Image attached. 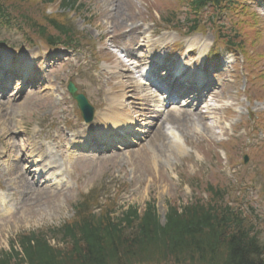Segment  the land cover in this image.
Here are the masks:
<instances>
[{"label": "rangeland", "instance_id": "obj_1", "mask_svg": "<svg viewBox=\"0 0 264 264\" xmlns=\"http://www.w3.org/2000/svg\"><path fill=\"white\" fill-rule=\"evenodd\" d=\"M4 2L6 6L15 9L13 11L16 15H24L27 11L39 21V18L29 11L35 6L32 1ZM128 3L127 10L119 5L118 0H77L72 8L58 7V3L49 7L46 15L65 17L73 30L84 35L81 50L63 54L65 61L60 64L44 60V47L39 42L30 46L21 31L0 30V49L2 46L5 49V52L0 51V56L4 55L11 63L33 74L34 86L38 88L0 103V195L4 198V203L0 202V212L4 207L12 209L10 216L3 220L0 218V252H10L12 247L18 250L13 243L20 234L59 227L64 221L72 218V206L89 198L87 194L92 189L98 190L101 199L113 201L117 213L121 212L119 208L126 210L132 206L142 211L148 202L153 201L160 224H163L168 205L181 206L189 202L192 196L201 197L204 185L215 184L216 179H205L210 174L214 175L217 155L221 156L222 161L225 158L221 148H214L215 142L211 134L214 119L203 121L208 130L198 123H194L190 128L189 122L187 129L182 132L165 127L168 141L183 145L184 150L179 145L181 150L174 154L167 151L156 153L151 145L139 142L138 146L116 153L97 155V159L88 160L80 156L79 159L83 161L81 163L70 161L72 157L64 152L66 146L56 149L58 145L51 140L62 125L75 127L71 119L75 120L76 108L69 97H65L64 85L69 80L73 79L77 87L88 95L90 104L97 107L96 116L101 112L103 114L104 108L115 109V105L121 102V91L125 90V86L142 85L139 83L143 82L134 76L137 71L128 65V44L140 59L147 57V51H157L163 46L159 53L162 52L164 56L158 57L162 60L157 66L172 71L178 68L186 73L200 74L203 65H207L206 69L209 71L222 68V59L204 60L206 50L212 46L210 35H195L186 40L181 38L183 31L179 30L178 35L169 33L165 42L159 40L161 31L165 29L158 21L163 22L160 18L165 14L166 8L167 12L174 8V22L184 26L186 14L182 8H175V1L173 6L171 2L162 0H128ZM262 6L264 9V3ZM142 36L148 37L149 41L156 44L153 47L148 44L147 48L140 47L142 44L139 38ZM31 40L35 41L33 38ZM157 41L161 44H157ZM7 48L14 52L8 51ZM105 50L111 55L101 53ZM111 50L115 53H111ZM189 50L194 51L192 55L187 54ZM262 50L264 51V46ZM25 60L29 61L30 66ZM95 60H99L101 64L94 65ZM235 69H238L239 77L225 81L220 90L212 96L214 101L220 102V107L211 110L210 114L227 129L233 124H238L237 129L226 132L220 142L225 144L233 139L242 148H231L228 142L227 148L233 150L234 169L230 171L222 164L229 174L224 175L222 171H216L215 175L221 173L223 179L231 180L236 172L242 174L244 178L240 183H236L230 205L241 212L247 221L256 224L260 241L264 243V163L261 164L259 158L254 157L252 162L247 163L248 166L241 165L244 156L263 149L264 133H248V138L241 139L230 136L243 135L246 112L250 108L253 113H263L264 100L257 105L255 100L250 98V84L245 83L246 76L240 64L232 68L231 72ZM207 73L205 71L204 74ZM129 76H132L134 81L130 80ZM28 87L31 85H27L25 89ZM128 95L127 93L126 96ZM258 95L264 96L260 92ZM180 106L176 108L182 110ZM190 115L193 114L187 117L190 118ZM190 120L194 121L193 118ZM83 130V127L74 129L75 134L78 132L81 135ZM105 138L111 141V137L106 135ZM117 139L125 142L122 137ZM42 142L45 148H37ZM32 149L37 150V155L42 154L44 158L57 162L59 167L56 171L62 174L64 185L52 186L45 191L60 192L47 194L27 190V184L31 181L28 182L29 166L26 162ZM212 154L215 155L211 156ZM199 183L201 186L196 187ZM82 195L85 196L82 198ZM205 196L203 194V197Z\"/></svg>", "mask_w": 264, "mask_h": 264}, {"label": "trees", "instance_id": "obj_2", "mask_svg": "<svg viewBox=\"0 0 264 264\" xmlns=\"http://www.w3.org/2000/svg\"><path fill=\"white\" fill-rule=\"evenodd\" d=\"M188 1L195 15L207 4L213 10L221 5L218 0ZM61 3L74 5L72 0ZM7 11L0 0V23L9 25ZM43 20L40 25L24 17L48 46L72 43L69 27L54 17ZM198 26L193 19L188 31ZM208 191L207 202L168 205L163 225L153 203H148L141 212L130 207L117 217L112 210L81 215L76 223L22 234L15 241L18 250L0 252V264H264V243L257 233L246 228L240 213L223 204L217 189Z\"/></svg>", "mask_w": 264, "mask_h": 264}, {"label": "bare ground", "instance_id": "obj_3", "mask_svg": "<svg viewBox=\"0 0 264 264\" xmlns=\"http://www.w3.org/2000/svg\"><path fill=\"white\" fill-rule=\"evenodd\" d=\"M119 5L123 7L125 10L128 8V0L123 1V0H118ZM141 42L142 43H149L148 38L142 36L141 37ZM133 54V50H130L127 52V56H131ZM138 91H137V90ZM128 90V91H127ZM125 92H129L128 96H122L121 98V103L115 105V109H111L108 118L104 119V125L106 128H110V131H129L131 130V123L132 119L128 118V115L132 113L133 115L136 116V119H139V117H142L141 113H143V109H140V103H143L145 106L148 105V103H152L151 97L148 95H142L143 91L139 86H127L125 88ZM137 92V94L135 93ZM134 95L135 98L138 99H133ZM133 100V102H131ZM123 103L129 104V111L128 112H123L124 106L122 105ZM175 101H172L169 105H166V111L160 112L156 111L155 107H150V109L153 111L156 116L153 118L154 122V128L151 134L148 136L149 140L146 142L148 145H151L153 150L156 153H164L168 148H174V153H175V148H178L171 142H167L166 136L163 134V126L166 124H171L174 125L175 128L182 132V130L187 129V121L188 118H186V110H183L182 113H180L176 108H169L170 105H173ZM154 103V102H153ZM156 105V103H155ZM201 113L197 112L194 114V119L198 124H202V119H201ZM33 152L37 151L32 149ZM5 215L10 216L8 212H4Z\"/></svg>", "mask_w": 264, "mask_h": 264}]
</instances>
